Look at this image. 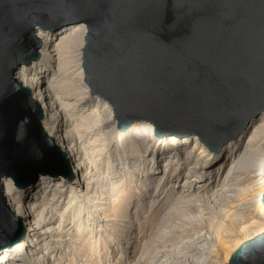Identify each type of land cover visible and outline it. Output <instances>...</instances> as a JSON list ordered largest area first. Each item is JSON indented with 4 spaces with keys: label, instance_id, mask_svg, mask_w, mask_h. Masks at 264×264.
Listing matches in <instances>:
<instances>
[{
    "label": "water",
    "instance_id": "95a60500",
    "mask_svg": "<svg viewBox=\"0 0 264 264\" xmlns=\"http://www.w3.org/2000/svg\"><path fill=\"white\" fill-rule=\"evenodd\" d=\"M79 24L83 81L112 107L120 133L149 121L156 138L194 135L216 154L264 114V0H0V179L18 189L37 173L74 181L14 73L39 58L36 28ZM25 232L0 186V250ZM227 264H264V232Z\"/></svg>",
    "mask_w": 264,
    "mask_h": 264
},
{
    "label": "bare ground",
    "instance_id": "6f19581e",
    "mask_svg": "<svg viewBox=\"0 0 264 264\" xmlns=\"http://www.w3.org/2000/svg\"><path fill=\"white\" fill-rule=\"evenodd\" d=\"M85 34L83 24L69 25L54 33L36 28L34 35L41 43L39 58L28 66L21 65L14 73L16 81L30 90L31 99L39 105L43 116L40 126L64 154L74 181L69 182L59 174L52 177L37 173L30 185L18 189L11 178L1 177L5 204L12 216L21 218L26 232L19 242L0 250V264H85L79 260L84 258L88 264H100L98 259L86 256L85 239L86 231L92 228L91 213L95 214L96 228L102 227L101 222L107 226L105 222L110 218L118 222L124 220V223L128 220V238L117 242V249L125 248L121 264H142L145 253L141 251L144 249L140 252L137 249L147 237L137 234L131 241L129 237L134 235L135 228L145 225L152 215L161 216V222L168 223L173 212L190 210L193 205L196 214L193 218L189 216L190 222L212 223L214 241H219L223 233L233 232L232 226L237 227L239 235L232 233L235 235L232 241L239 242L230 254L225 253L226 263L243 244L240 245V241L250 236L253 229L264 231V205L261 203L264 195V114L252 119L234 141H227L216 154L196 136L178 140L170 134L156 138L152 127L142 120L133 122L128 130L120 133L112 107L90 94V88L83 81L81 50ZM88 96L95 101L91 100L94 105L81 106ZM82 128L88 132L86 136H80ZM109 155L112 157L107 159ZM105 160V165L100 167ZM119 193L123 198L118 199ZM247 196L248 199L243 198ZM111 197L114 205L102 206L101 202H108ZM130 197H135L134 201L129 200ZM78 199L82 202L77 204L76 214L67 220ZM123 206L126 210L121 212ZM204 206L208 207V218L202 212ZM84 207L92 209H88L90 213L86 217ZM106 212L111 215L103 217L102 213ZM246 213H254L252 219L259 222L249 223L250 219L241 216ZM65 218L64 228L54 227ZM115 230L103 231L101 240L105 241ZM57 234L71 241L61 252L51 242ZM115 262L118 264L117 259ZM145 262L147 264V260Z\"/></svg>",
    "mask_w": 264,
    "mask_h": 264
},
{
    "label": "rangeland",
    "instance_id": "374dc122",
    "mask_svg": "<svg viewBox=\"0 0 264 264\" xmlns=\"http://www.w3.org/2000/svg\"><path fill=\"white\" fill-rule=\"evenodd\" d=\"M46 77H48V76H46ZM62 94H63V96L64 95L66 96L64 91H62ZM91 100L93 102H95L90 96H88V98L86 100H83L80 103V105L86 106V107L91 105V107H92V105H94V103ZM78 110H80V109H78ZM142 121L144 123L149 124L152 127V131H153V135H154V126L152 124H150L149 121H144V120H142ZM133 122H136V121H133ZM128 128H127V130H128ZM82 130H84V131H82ZM82 130H81L82 134L80 133V136H86V134L88 132L85 131V128H82ZM171 136H173V135H171ZM189 136H194V135H189ZM173 138L176 139L175 136H173ZM111 157H112V155L111 156L109 155L107 157V159L111 158ZM106 160H105V162L101 163L100 167H103L105 165ZM94 178H95V176H94ZM125 192L126 191H124V193ZM20 195L25 196V194H21V193H20ZM120 195H121V193H119L118 199L121 197ZM121 198H123V197H121ZM125 198H127V197L125 196L124 199ZM243 198L248 199L249 196L243 197ZM114 199H117V198H114ZM134 199H135V197L129 198V200H131V201H134ZM244 199H241V200H243L241 202H244ZM80 201H81V199H78L77 202L74 203L73 209H71L70 212L68 213V217H67L68 219L65 218L64 220H62L60 222L61 224L59 222L58 223L56 222L54 227H57L59 225V226H63V228H64V226L66 225V222H67L66 219L69 220L70 218H72L76 214V211L78 210L77 204ZM112 202H113V198L111 197V198H109L108 202L107 201L105 202V200H103L101 202V204L104 207L110 208L112 205H114ZM239 203H240V201L238 203L235 202V204L234 203L233 204L237 205ZM126 206H123L121 208V212L126 210ZM131 207L132 206L129 205V209H131ZM191 207L194 208L195 206L193 205ZM84 208H85V210H87V212H85L83 214V215L86 214L84 216V217H86V216H88V213H90V211L88 212V209H91V208H88V207H84ZM192 208L190 210L181 209V211H178L177 213L173 212V215L170 216L171 220L168 223L161 222V220H160L161 216L157 217L155 215L154 216L152 215V218L150 217L149 221L144 222V223H146L145 225L143 224L142 226H140L141 228L140 227L135 228L136 230H135L134 235L129 237V239H131V241L134 240V237L137 234L140 236L143 233V235L145 237H147V239L145 241H141V243L139 244L140 247L138 246V249H137L138 252H140L142 249H144V252H143V250L141 251V254L145 253V255L144 254L142 255V257H143L142 264L143 263L146 264V262H145L146 260H147V264H149V263H151V264H157V263L158 264H168V263L169 264H180V262L182 264H184V263L185 264H223V263H225V261H224L225 257L224 256H226L227 253L230 254V252L235 248V246H234L235 243L239 242V241H236V242L232 241L235 237V235L232 233H236L237 236L239 235L238 229H236L237 227L235 228V226H232L233 228H230V229L233 232L223 233L222 235H220L219 241H214L215 240L214 239L215 229H214V227H212L213 226L212 223H208L205 221V223H201L202 224L201 225L200 223H197V222H196L197 224L195 222H192V223L190 222L192 220L190 218H193L192 216L196 214V212ZM207 208L208 207L205 208V206H204L202 209V212L206 214L205 218H208L207 215H208L209 211L208 210L206 211ZM99 209H103V207L102 208L100 207ZM71 211H73V213ZM91 214L92 215L90 216V219L92 221L90 222V224H92V228L89 229L90 231L89 230L86 231V239H85V241H87V251H88L87 255H86L87 258H91L93 260L98 259L97 261L98 262L100 261V264H115V263L117 264V262H115V260L117 259L118 264H121L123 261L122 258L125 257V248H121V250L117 249L118 248L117 242L126 241L125 238L127 237L128 229H129V228H127V227H129V224H127V223L129 221L126 220L124 223V220H119V222H118V221H115L114 218L113 219L110 218V219H108L110 222L109 221L105 222V223L108 222L107 226H103L104 223H102V222L99 223L100 226L105 227V228L100 227L101 228L100 229V228L95 227V214L94 213H91ZM109 215H111L109 212L102 213L103 217H107ZM254 215H255L254 213H253V215L251 213L250 214L246 213V216H248L249 218L246 217L245 214H243L241 216H244L245 218L250 219L249 223H251L253 221L259 222V220L256 218L252 219L254 217ZM189 216H191V217L189 218ZM243 220L244 219L239 220V221L243 222ZM120 221H123V222H120ZM214 221H216V220H214ZM243 224L244 223H242V225ZM247 224L245 223V225H247ZM237 225H239V224L237 223ZM239 227H240V225H239ZM114 229H116L115 232H113L115 234L112 233L113 235L111 234V236L106 237L105 241L101 240V239H103L102 237H104L103 231L106 233L107 230L112 231ZM257 230L258 229H256V228L253 229V231L251 232L252 234L250 233L249 234L250 236H248L247 238L243 235L242 238L243 237H245V238H243L244 239L243 241H240L241 242L240 245L242 243H244L245 241L261 234V231H257ZM63 231H65V230H63ZM254 231H255V233H254ZM163 232H164V234H163ZM262 232H264V231H262ZM124 233L126 234V236ZM157 233H159V234H157ZM253 233H254V235H253ZM168 234H170V235H168ZM57 235H54L51 242H52V246L55 248H59L57 250H58V252H61L62 250L63 251L65 250L66 246L70 245L69 242H71V241L69 240L68 237H65V235H63V234H62V236H59L60 234L58 236ZM245 235L247 236V234H245ZM159 236H162L164 239L160 240ZM212 236H213V238H212ZM239 238H241V237H239ZM156 239H157V241H156ZM159 240L161 242H159ZM162 241H163V243H162ZM142 243L145 245H143ZM122 247H127V245L122 244ZM199 247H201V248H199ZM89 248H91V249H89ZM155 249H156V251H154ZM112 250H116V251L112 252ZM79 260H81V262L83 260V262L85 264H88L86 262V258L79 259ZM173 261H175V262L177 261V262L175 263ZM227 262L228 261H226L225 264H227Z\"/></svg>",
    "mask_w": 264,
    "mask_h": 264
}]
</instances>
